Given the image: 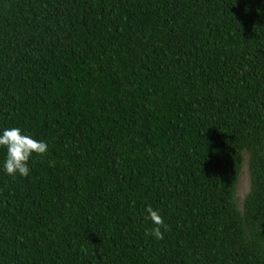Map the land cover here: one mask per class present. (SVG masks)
Returning a JSON list of instances; mask_svg holds the SVG:
<instances>
[{"label":"trees","instance_id":"trees-1","mask_svg":"<svg viewBox=\"0 0 264 264\" xmlns=\"http://www.w3.org/2000/svg\"><path fill=\"white\" fill-rule=\"evenodd\" d=\"M3 127L0 264H264V0H0Z\"/></svg>","mask_w":264,"mask_h":264},{"label":"clouds","instance_id":"clouds-1","mask_svg":"<svg viewBox=\"0 0 264 264\" xmlns=\"http://www.w3.org/2000/svg\"><path fill=\"white\" fill-rule=\"evenodd\" d=\"M0 150L4 152V159L0 164V172L8 177H29V161L33 155H44L48 150V143L37 140L19 127L0 128ZM145 219L153 225L145 231L146 237L163 240L168 226L163 217L151 205L145 209Z\"/></svg>","mask_w":264,"mask_h":264},{"label":"rangeland","instance_id":"rangeland-1","mask_svg":"<svg viewBox=\"0 0 264 264\" xmlns=\"http://www.w3.org/2000/svg\"><path fill=\"white\" fill-rule=\"evenodd\" d=\"M250 190V175L248 169L247 155L244 154L243 166L239 182L235 191V198L239 204H242Z\"/></svg>","mask_w":264,"mask_h":264}]
</instances>
